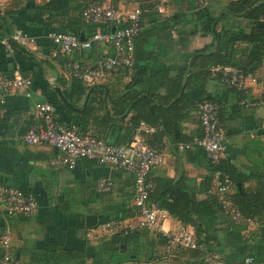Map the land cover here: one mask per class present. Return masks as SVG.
<instances>
[{
  "label": "trees",
  "instance_id": "16d2710c",
  "mask_svg": "<svg viewBox=\"0 0 264 264\" xmlns=\"http://www.w3.org/2000/svg\"><path fill=\"white\" fill-rule=\"evenodd\" d=\"M96 1L103 0H47L43 3L28 0L22 10L0 11V39L9 38L14 33V29L18 28L35 36L36 44L49 42L52 52L48 54L58 60L61 55L60 46L51 37L49 38L50 33H68L81 40H87L98 31L112 30L109 24L85 21L84 8ZM129 1H135L134 6L142 9L143 27L135 38L134 65L126 73L129 79L124 82L121 80L122 88H114V91L103 99L100 105L102 112L97 110L94 100L82 111L74 109L73 104L64 105L67 107L65 108L67 112L57 104L55 99H52L53 96H50L48 102L63 113V118L58 117V119L64 123L66 120L71 121L67 124L76 125L80 132L85 133L91 124L96 125L97 127L93 130L95 137H109L110 133L106 130L103 132V127L108 126L111 129L112 126L117 127V120L125 122L119 124V127L123 129L120 139L102 138L116 145L130 143L141 122H144L155 128L154 132L146 135L149 145L162 149L164 145L161 146V144L164 139L171 138L176 149L187 151L192 157V159L190 157L191 160L197 159L198 165L208 170V174L200 183L199 191L190 185V178L186 175L179 178L155 179L152 174L154 188L149 193V201L157 202L182 225L192 227L198 243L204 248L176 246L171 257V264H212L207 260L206 252L219 254L228 264H245L247 259L264 264V172L247 174L230 163L228 159L214 164L207 158L203 148L198 145L183 150L179 148L180 144L191 143L202 135L201 126L196 136H188L183 132L184 125L188 122H196L199 119L201 125L197 113L200 102L208 100L218 103L220 121H222L223 107L207 89L210 80H217L221 85L239 92L240 103L245 97H253L248 89L239 90L222 83L221 74L214 76L212 68L215 66L237 67L244 75L249 76L255 75L256 71L264 66V0H231L219 14L211 10L206 0H176L175 4L180 6V10L168 17H162L160 14L159 7L161 4L165 5V2H160L161 0ZM129 1L111 0L118 6L125 5ZM147 22L158 23L157 26L161 29L154 30L152 36H158L163 40L172 38V30L176 32L177 40L189 39L196 34L194 26L198 24L203 27V34H211L215 42L183 54L179 62L174 63L170 70L164 71L161 75L163 83L160 90L137 91L136 86L139 81L133 72L139 69L147 72L152 62L159 61V54L162 55L161 50L166 45L165 42H156V47L158 46L160 50L158 54L157 52L154 54L155 51L149 47L143 48V40L140 38ZM244 25L246 29H242ZM223 40H227L224 50L220 47V42ZM8 41L14 58L20 64V71L23 75L32 77V86H34L39 80L34 71V64L41 65L45 62L42 59L37 61L35 50L11 38ZM239 43H246L249 46L248 54L241 61L235 58L236 46ZM92 49L97 50L96 44ZM66 60L58 61L62 65ZM42 70L45 71V67H42ZM4 72L10 74L13 70H4ZM40 75L44 79L43 73L40 72ZM73 80L82 81L79 78H73ZM92 87H103V84H93ZM51 90L54 92L55 88L52 86ZM217 170L227 172L234 181L233 199L244 217L239 222L232 221L225 214L214 192V173ZM239 183H241L240 188ZM96 188L101 195L109 194L114 190L101 193L98 191V183ZM203 191L209 193L207 198L199 197ZM134 195L135 191L130 193V196H133V202ZM129 202L125 199L120 204L109 207L106 214L104 213L108 218L101 220L100 223L115 221L119 230L108 238H100L96 250L88 252L87 248L64 249L56 242H49L43 250L33 254L32 262L35 264H89L88 261L91 259L92 264H156L166 256L164 247L167 238L162 233L153 232L145 227L131 229L129 226H123L122 223L125 220L136 216L141 217V208ZM0 214L5 218L18 216H9L1 212ZM248 218L256 221L257 226L254 230H251L252 226L246 223ZM3 256L4 251L0 254V258Z\"/></svg>",
  "mask_w": 264,
  "mask_h": 264
},
{
  "label": "crops",
  "instance_id": "0c3cea01",
  "mask_svg": "<svg viewBox=\"0 0 264 264\" xmlns=\"http://www.w3.org/2000/svg\"><path fill=\"white\" fill-rule=\"evenodd\" d=\"M43 3L47 0H36ZM129 1V0H126ZM176 0H161L163 10L162 17H168L180 10L176 6ZM211 10L219 14L230 3L231 0H206ZM2 9L19 10L27 5L28 0H0ZM124 4V3H123ZM157 22L145 23L141 40L143 48L154 50V54L160 52L156 42H165L164 48L159 54V61L152 62L150 69L144 72L143 69L135 70L133 75L138 78L137 91H158L163 83L164 71L170 70L174 63L181 60L185 53L203 48L214 43L211 34H203V27L196 24L195 33L189 39L177 40L174 30L170 39L152 36L153 31L161 29ZM160 26V25H159ZM192 28V26H190ZM18 29L15 28L14 31ZM242 29H246L245 25ZM193 31V29H192ZM46 36V35H44ZM6 38L0 39V70L10 71L20 68L19 62L12 54V48ZM50 38V37H49ZM97 50L83 49L66 56L61 50L58 60L70 59L83 64L94 65L99 59L112 51L105 45H96ZM227 40L220 42L224 50ZM35 50L37 61L43 60L41 65L34 64V71L38 81L29 89L11 90L5 93V104L0 103V186L15 187L33 193L37 203L36 212L32 216L18 215L5 218L0 214V229H11L13 239L11 251L16 259V264H35L32 262L33 254L43 250L49 242H56L64 249H86L87 246H94L100 243V238L110 237L109 235L99 236L90 231L100 225L101 220L108 218L106 211L109 207L120 204L125 199L133 204L134 181L132 175L115 170L109 166L99 165L92 159L79 160L74 168L60 167L53 164V160L59 155V150L51 145H29L24 141L27 131L35 125L39 118L37 116L38 102H46L50 96L57 101L63 110L64 105L73 104L74 109L82 111L91 101H95L97 110L100 108L103 99L115 89H121V80L127 81L125 76H114L112 79L99 81L103 87H92L83 81H74L69 77L60 61L53 59L49 52V42L35 43L32 47ZM249 46L246 43H239L236 46L235 58L241 61L248 54ZM62 61V60H61ZM45 67V71L42 70ZM43 73L44 79H42ZM121 76V77H120ZM261 83L256 84L248 81L247 89L253 97H259L264 92V66H261L255 73ZM121 79H120V78ZM120 82V83H119ZM55 88L53 92L51 87ZM210 95L214 96L222 105V127L228 133V150L225 159L234 164L239 170L247 174L264 172V104L258 107L246 108L240 103L239 92L221 85L217 80H210L207 84ZM59 90V91H58ZM52 91V92H51ZM163 91V90H161ZM55 96V98H54ZM112 111V110H111ZM67 112V110H66ZM63 113L56 108L57 118H63ZM65 118V117H64ZM197 118V117H196ZM196 122H188L184 125L183 132L188 136H196L200 129L199 119ZM60 123L69 126L59 119ZM117 120V127H103V132L108 131L109 137H96L99 139L118 140L123 133ZM125 123V122H124ZM123 123V124H124ZM94 124L87 132L93 134ZM101 128V127H100ZM165 160L153 171V177L179 178L186 175L190 178V185L196 191L200 190V183L208 174L206 168L199 166L197 159L191 160L187 151H179L173 146L171 138L166 137L163 141ZM191 157V159H190ZM109 178L114 183V190L109 194H98L97 183L100 178ZM209 193L203 191L200 198H207ZM132 197V198H130ZM105 213V214H104ZM95 214L99 223L90 228L86 225V215ZM140 216L125 220L123 226L136 225L141 228ZM225 221V219H224ZM229 221V220H228ZM226 223V222H223ZM181 222L169 216L164 222L166 229H176ZM257 225H253L254 230ZM0 246V254L3 253ZM1 259V258H0ZM92 264L91 259L88 261Z\"/></svg>",
  "mask_w": 264,
  "mask_h": 264
},
{
  "label": "built area",
  "instance_id": "2783aa9c",
  "mask_svg": "<svg viewBox=\"0 0 264 264\" xmlns=\"http://www.w3.org/2000/svg\"><path fill=\"white\" fill-rule=\"evenodd\" d=\"M163 7H159L161 12ZM0 11L3 12L2 2ZM143 11L138 6L128 7L115 5L111 0L90 3L83 10V17L88 23H105L116 31L96 32L90 39L81 40L68 33H50L55 43L60 46L61 52L72 55L76 51L91 49L94 44L105 45L112 49L94 65L83 64L67 59L61 67L69 77L79 78L88 85H93L101 80L112 79L116 75L126 74L134 65L135 38L143 27ZM123 24H126L123 26ZM19 44L32 47L36 37L20 29H16L9 37ZM6 38V41L9 39ZM214 76L221 74V82L239 90L247 89L248 81L260 84V79L255 75L246 76L241 69L232 66H215L212 68ZM32 77L23 75L20 68H15L12 73L0 70V103L5 104V93L17 89L32 87ZM241 103L246 108L258 107L264 104V92L259 97H245ZM37 116L39 121L25 134L24 141L29 145H51L59 150V155L53 164L60 167L74 168L81 159H92L99 165L109 166L115 170L132 175L134 181V204L141 208L139 226L153 232L162 233L167 238L164 247L165 258L156 264H171V257L176 246L188 248H203L197 241L194 229L181 225L176 229H166L164 222L170 214L157 202L149 201V193L154 188L152 171L165 160L164 149L152 147L147 143L146 135L155 131L154 127L141 122L132 141L125 145H116L103 139L96 138L91 132H80L75 127L62 125L56 115V107L50 102H38ZM220 106L213 101L204 100L198 104L197 113L201 122L202 135L191 143L180 144V149L200 146L207 158L214 164L225 159L228 150V133L221 125L219 116ZM264 127V123H263ZM114 189V183L106 177L98 181V191L106 193ZM214 192L226 215L232 221L239 222L244 219L241 211L233 199L235 184L231 176L223 171L214 173ZM37 209L35 196L30 191L15 187L0 186V212L9 216H32ZM248 226L257 225L252 218L246 220ZM136 225H129L135 228ZM119 230L117 222H106L91 230L99 236H111ZM13 234L10 228L0 229V246L4 256L0 264H16L15 256L11 251ZM204 249V248H203ZM207 260L212 264H228L219 254L206 252ZM128 264V263H123ZM245 264L254 263L247 259Z\"/></svg>",
  "mask_w": 264,
  "mask_h": 264
},
{
  "label": "water",
  "instance_id": "95a60500",
  "mask_svg": "<svg viewBox=\"0 0 264 264\" xmlns=\"http://www.w3.org/2000/svg\"><path fill=\"white\" fill-rule=\"evenodd\" d=\"M116 25H114L112 27V31H116ZM82 39H85L84 37H82ZM59 91V90H58ZM238 187L240 188L241 187V183L238 184ZM99 223V219H98V216L95 215V214H88L86 215V225L88 227H94L96 226L97 224ZM125 246L123 245V248ZM95 250V247L94 246H87V251L90 252V251H94Z\"/></svg>",
  "mask_w": 264,
  "mask_h": 264
},
{
  "label": "rangeland",
  "instance_id": "374dc122",
  "mask_svg": "<svg viewBox=\"0 0 264 264\" xmlns=\"http://www.w3.org/2000/svg\"><path fill=\"white\" fill-rule=\"evenodd\" d=\"M135 3H136L135 1H129V2H127V3L125 4V6L133 7Z\"/></svg>",
  "mask_w": 264,
  "mask_h": 264
}]
</instances>
